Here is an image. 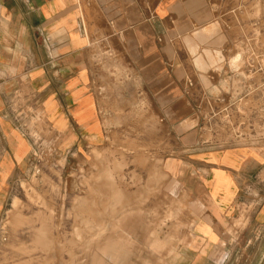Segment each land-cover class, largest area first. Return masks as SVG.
<instances>
[{
    "label": "crops",
    "instance_id": "1",
    "mask_svg": "<svg viewBox=\"0 0 264 264\" xmlns=\"http://www.w3.org/2000/svg\"><path fill=\"white\" fill-rule=\"evenodd\" d=\"M256 1L0 0L8 131L40 121L73 158L114 141L165 175L162 247L116 264H264V74L245 62L247 39L264 44Z\"/></svg>",
    "mask_w": 264,
    "mask_h": 264
},
{
    "label": "rangeland",
    "instance_id": "2",
    "mask_svg": "<svg viewBox=\"0 0 264 264\" xmlns=\"http://www.w3.org/2000/svg\"><path fill=\"white\" fill-rule=\"evenodd\" d=\"M0 124V264H116L162 247L155 227L163 219L152 216L164 194L157 162L148 170L146 158L114 141L73 158L40 121L16 123L29 128L23 135Z\"/></svg>",
    "mask_w": 264,
    "mask_h": 264
},
{
    "label": "built area",
    "instance_id": "3",
    "mask_svg": "<svg viewBox=\"0 0 264 264\" xmlns=\"http://www.w3.org/2000/svg\"><path fill=\"white\" fill-rule=\"evenodd\" d=\"M256 39L249 38L246 43L248 52L246 57V65L249 69L262 72L264 74V50L256 49L249 42H254ZM257 41V40H256Z\"/></svg>",
    "mask_w": 264,
    "mask_h": 264
},
{
    "label": "bare ground",
    "instance_id": "4",
    "mask_svg": "<svg viewBox=\"0 0 264 264\" xmlns=\"http://www.w3.org/2000/svg\"><path fill=\"white\" fill-rule=\"evenodd\" d=\"M48 238V237H47Z\"/></svg>",
    "mask_w": 264,
    "mask_h": 264
}]
</instances>
